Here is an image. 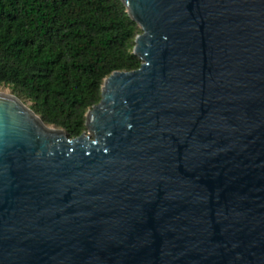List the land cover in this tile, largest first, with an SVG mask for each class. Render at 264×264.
<instances>
[{
	"label": "water",
	"instance_id": "water-1",
	"mask_svg": "<svg viewBox=\"0 0 264 264\" xmlns=\"http://www.w3.org/2000/svg\"><path fill=\"white\" fill-rule=\"evenodd\" d=\"M121 1L79 136L0 93V264H264V0Z\"/></svg>",
	"mask_w": 264,
	"mask_h": 264
},
{
	"label": "trees",
	"instance_id": "trees-1",
	"mask_svg": "<svg viewBox=\"0 0 264 264\" xmlns=\"http://www.w3.org/2000/svg\"><path fill=\"white\" fill-rule=\"evenodd\" d=\"M139 33L121 0H0V87L77 137L102 79L139 67Z\"/></svg>",
	"mask_w": 264,
	"mask_h": 264
},
{
	"label": "rangeland",
	"instance_id": "rangeland-1",
	"mask_svg": "<svg viewBox=\"0 0 264 264\" xmlns=\"http://www.w3.org/2000/svg\"><path fill=\"white\" fill-rule=\"evenodd\" d=\"M103 80V79H102ZM1 89H4V90H8L9 91V93H12V91H11V89L8 87V86H4V85H2L1 87H0V90ZM13 94V93H12ZM26 104H28L29 105V107H30V105H31V103L30 102H27ZM50 126V125H49ZM53 126V125H52ZM56 128V127H55ZM86 130V129H85ZM84 130V131H85Z\"/></svg>",
	"mask_w": 264,
	"mask_h": 264
},
{
	"label": "bare ground",
	"instance_id": "bare-ground-1",
	"mask_svg": "<svg viewBox=\"0 0 264 264\" xmlns=\"http://www.w3.org/2000/svg\"><path fill=\"white\" fill-rule=\"evenodd\" d=\"M0 93H2V94H8L9 91H8V90L1 89V90H0Z\"/></svg>",
	"mask_w": 264,
	"mask_h": 264
}]
</instances>
